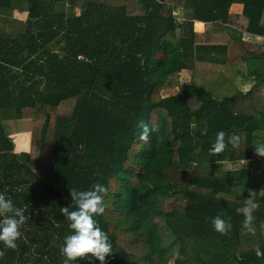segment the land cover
I'll list each match as a JSON object with an SVG mask.
<instances>
[{"label":"trees","instance_id":"trees-1","mask_svg":"<svg viewBox=\"0 0 264 264\" xmlns=\"http://www.w3.org/2000/svg\"><path fill=\"white\" fill-rule=\"evenodd\" d=\"M250 34L264 0H0V264H264Z\"/></svg>","mask_w":264,"mask_h":264},{"label":"rangeland","instance_id":"rangeland-1","mask_svg":"<svg viewBox=\"0 0 264 264\" xmlns=\"http://www.w3.org/2000/svg\"><path fill=\"white\" fill-rule=\"evenodd\" d=\"M17 15H19V14H17ZM20 16V15H19ZM23 17V16H22ZM186 73H187V71H181V73H179L180 75H178L177 76V79H178V82H173V87L171 88L170 86H167L166 88H164V91L162 92L164 95H166V94H168V93H170V92H175V91H177L178 90V88H179V85L181 84L180 83V81L183 83V82H187L188 80H189V78L188 77H186ZM179 77H180V79H179ZM177 81V80H176ZM22 123V122H21ZM5 124H6V128L10 131V130H12L13 128H14V131H17L16 130V128H18L19 130H20V128L22 127V126H18L17 125V123L16 122H5ZM20 124V123H19ZM23 124V123H22ZM28 133V132H27ZM27 133H24V132H21V133H19L20 135H16L15 136V138H16V142H17V138H18V141H19V143H20V147H22L23 149H30V138H29V146L27 147V148H25V146H26V144L28 143H26V140L24 139L25 138V136H24V138L23 137H21V135L23 134V135H26ZM28 135V134H27ZM16 147H17V149H18V143L16 144ZM18 150H22V149H18ZM239 167V165L238 164H236V163H229L228 165H226V168H228V169H231V168H238ZM253 171L255 172V174H254V178H256V175H258V173L260 174V175H263V178H264V163H255V164H253Z\"/></svg>","mask_w":264,"mask_h":264},{"label":"crops","instance_id":"crops-1","mask_svg":"<svg viewBox=\"0 0 264 264\" xmlns=\"http://www.w3.org/2000/svg\"><path fill=\"white\" fill-rule=\"evenodd\" d=\"M242 11H243V5L242 4L236 3V4H233L232 7H231V12H233V13L240 14ZM177 13L179 14V17L182 18V11L177 10ZM194 26H195V29L197 31L204 32V31H206V30H208L210 28V23H204V22H201V21H195ZM250 35H253V34H250ZM251 38H255L257 40H263L264 39L263 36H257V35H253V37L251 36ZM184 71H187L186 77H188L189 80L187 82L185 81L183 83L180 81L181 85L187 84L191 80V72L189 70H184ZM179 79H180V77H179ZM238 83L240 84V88L241 89H243L244 91H248V90L252 89V87L254 85V80L253 79L245 80V81L244 80L243 81L240 80V81H238ZM258 96H259V94L256 95L255 98H254L255 99L254 101L256 102V104L258 102V98H259ZM263 96H264V94H263ZM260 100H262V99L260 98ZM261 102H262V107L264 108V101H261ZM27 132L30 134V139H31V132L30 131H26L25 133H27ZM24 150L27 151V150H29V148L28 149H22V150H18L17 149V151H24Z\"/></svg>","mask_w":264,"mask_h":264},{"label":"built area","instance_id":"built-area-1","mask_svg":"<svg viewBox=\"0 0 264 264\" xmlns=\"http://www.w3.org/2000/svg\"><path fill=\"white\" fill-rule=\"evenodd\" d=\"M80 58H81V59H83V57H82V56H80Z\"/></svg>","mask_w":264,"mask_h":264}]
</instances>
